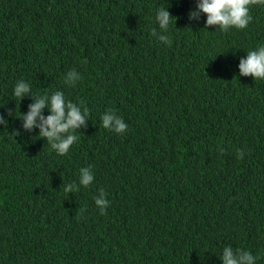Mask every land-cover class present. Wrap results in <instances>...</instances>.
Segmentation results:
<instances>
[{
	"label": "trees",
	"instance_id": "16d2710c",
	"mask_svg": "<svg viewBox=\"0 0 264 264\" xmlns=\"http://www.w3.org/2000/svg\"><path fill=\"white\" fill-rule=\"evenodd\" d=\"M195 3L0 0V264H222L226 246L264 264V79L238 68L264 45V4L225 32L190 20ZM21 79L89 110L67 154L21 127ZM108 109L126 132L102 126ZM88 166L93 182L64 193Z\"/></svg>",
	"mask_w": 264,
	"mask_h": 264
},
{
	"label": "clouds",
	"instance_id": "9594fccd",
	"mask_svg": "<svg viewBox=\"0 0 264 264\" xmlns=\"http://www.w3.org/2000/svg\"><path fill=\"white\" fill-rule=\"evenodd\" d=\"M264 4V0H196L195 9L190 11L188 18L198 20L201 13L206 16L205 28L209 26L219 27L222 31H228L229 28L244 29L252 20L250 7L252 5ZM173 18L166 7H160L155 13V22L163 32H167ZM152 35H157L156 29H152ZM158 39L165 44H171L169 36L161 34ZM239 74L241 76H251L254 80L264 79V45L258 46L255 50L247 52L246 57L241 58L238 64ZM82 77L76 70H69L65 77V83L69 86L81 80ZM31 88L29 83L23 79L16 82L13 89V96L19 101L25 96L30 97L31 103L28 105L26 113L21 114L19 119L22 121L21 127L24 130L31 131L38 129V136L46 140L58 155L68 153L70 147L78 140L73 133L76 130L86 126L89 110L71 101H66L62 91H56L53 94L33 97L30 95ZM47 108L48 115L42 114V110ZM11 112H9L10 115ZM102 126L105 129L123 134L128 125L124 120L115 114L112 109H108L100 117ZM0 124L6 125L3 115H0ZM13 135H19L16 131ZM223 152V149H220ZM244 151L238 149L237 159H243ZM94 180L91 172V166L83 167L79 170L78 185L69 183L63 188L64 193L79 191V186L88 187ZM106 193L103 188L99 189L98 195L94 199L95 205L100 209L101 214L109 206V201L105 198ZM256 257L249 251L241 248L226 246L220 257L222 264H255Z\"/></svg>",
	"mask_w": 264,
	"mask_h": 264
}]
</instances>
